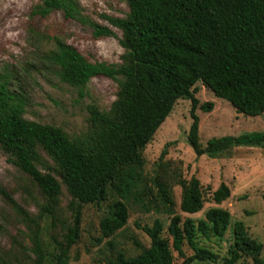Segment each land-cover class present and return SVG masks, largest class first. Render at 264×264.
Listing matches in <instances>:
<instances>
[{
  "label": "trees",
  "instance_id": "obj_1",
  "mask_svg": "<svg viewBox=\"0 0 264 264\" xmlns=\"http://www.w3.org/2000/svg\"><path fill=\"white\" fill-rule=\"evenodd\" d=\"M124 17L107 16L110 25L90 20L78 0H41L33 16L46 18L61 11L65 19L88 24L96 39L122 31L125 49L122 63L92 62L77 48L53 37L54 48L42 57L62 82L83 90L92 78L106 76L119 83L117 99L109 111L91 108V128L83 136L71 137L62 127L24 117L25 93L13 86V77L0 72V144L12 163L39 189L51 205L56 204L65 186L71 197L74 224L68 228L66 245L58 264H65L69 249L80 236L84 204H98L109 189L118 194L111 213L100 222L104 237L122 229L129 219L126 201L131 196L130 176L144 160V150L181 98L191 100V126L187 141L197 156L219 157L236 147L264 149V131L212 137L203 145L198 108L211 112L215 104L200 105L196 96L201 83L216 97L229 101L246 116L264 114V0H126ZM200 105V106H199ZM166 144L158 166L168 154ZM53 164H47L44 155ZM48 161V160H47ZM42 167L48 169L44 172ZM180 211L196 214L206 197L201 180L193 175L183 179ZM18 214L22 206L4 188ZM232 195L225 181L214 190L212 200L222 204ZM171 214L167 229L160 219L143 230L150 246L138 255L120 253L108 264H236L244 256L253 264H264V244L251 236L243 221L233 224L229 256H220L197 244V235L222 238L231 226L232 214L221 206L210 207L205 217L195 221L175 214L174 202L166 198ZM29 217H25L28 219ZM35 264H43V248L37 232L33 238ZM185 245L193 249L185 253ZM11 250L0 249V264H28Z\"/></svg>",
  "mask_w": 264,
  "mask_h": 264
},
{
  "label": "rangeland",
  "instance_id": "obj_2",
  "mask_svg": "<svg viewBox=\"0 0 264 264\" xmlns=\"http://www.w3.org/2000/svg\"><path fill=\"white\" fill-rule=\"evenodd\" d=\"M84 14L92 21L110 25L107 16L124 17L129 11L126 0H78ZM41 0H0V72L13 77V86L26 96L24 117L44 124L62 127L71 137L83 136L90 131L91 108L109 111L117 99V80L97 76L81 91L62 82L43 55L54 48L53 37H59L77 48L92 62L119 65L125 53L121 45L122 31L114 28L112 37L96 39L88 24L67 20L61 11L46 18L33 16ZM196 96L200 105L207 101L215 104L211 112L198 108L201 118L200 137L203 145L212 137L240 135L251 131H264V114L246 116L238 113L227 100L216 97L201 83ZM199 105V106H200ZM191 100L181 98L171 114L162 123L144 150L143 163L130 176L133 182L131 196L126 201L129 208L128 223L110 237H104L101 220L113 210L118 194L109 189L106 200L98 204H84L81 213L80 236L68 252L65 264H108L120 253L126 257L138 255L150 246V238L143 226H152L160 219L167 229L171 214L166 198L174 202L175 214L198 221L213 206H221L232 214L231 226L222 237L197 235L199 247H205L220 258L230 257L233 243V224L243 221L249 234L264 244V149L236 147L219 157L197 156L187 141L192 123ZM168 154L160 167L159 159L166 146ZM47 164L53 161L43 154ZM48 160V161H47ZM44 172L48 169L42 167ZM196 175L203 185L206 202L202 211L186 214L180 211L181 180ZM225 181L232 195L222 204L212 200V194ZM1 187L23 208L18 214ZM71 197L65 186L56 204L48 199L12 163L10 155L0 144V249L11 250L20 260L35 264L36 253L33 236L39 238L45 259L43 264H58L61 248L66 245L68 228L74 224ZM25 217H29L25 219ZM185 253L193 249L185 245ZM176 264L183 260L177 253ZM264 258V250L262 254ZM221 264V262L219 261ZM198 264H210L200 262ZM236 264H253L251 257L244 256Z\"/></svg>",
  "mask_w": 264,
  "mask_h": 264
}]
</instances>
